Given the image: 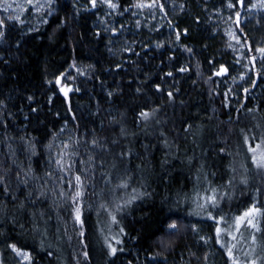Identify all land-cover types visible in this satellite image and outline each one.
I'll use <instances>...</instances> for the list:
<instances>
[{
	"label": "trees",
	"instance_id": "trees-1",
	"mask_svg": "<svg viewBox=\"0 0 264 264\" xmlns=\"http://www.w3.org/2000/svg\"><path fill=\"white\" fill-rule=\"evenodd\" d=\"M115 2L126 21L118 46L98 30L99 9L77 11L73 0H58V13L39 30L24 33L8 22L6 41L0 42V57L9 61L0 60V102L5 105L0 108V176L9 189L6 193L0 185V253L15 243L32 254L34 264H135L141 256L160 253L163 243L171 247L147 264H165L164 257L166 264H205L209 251L196 242L192 226L208 225L215 241L217 224L197 208L215 189L221 199L210 210L217 219L224 217L222 242L236 245L241 264L264 256V215L257 218L258 245L251 244L252 229L235 232L236 217L254 203L264 206V171L252 165L249 152L256 145L264 150V88L233 105L231 83L238 64L216 19L228 0H158L164 5L165 28L151 37L127 30L132 14L123 9L132 11L138 0ZM169 21L190 35L177 41ZM158 43L165 46L157 49ZM185 46L193 52L184 51ZM129 47L139 56L125 50ZM220 65L228 75L213 74ZM167 71L173 77H165ZM61 72L70 75L64 82L74 89L67 100L55 82L48 83ZM156 84L163 93L155 91ZM137 87L143 88L141 94ZM167 91H174V102H168ZM32 106L39 108L38 116ZM153 107L159 112L146 124L139 122V111ZM94 137L103 147L92 146ZM129 150L131 155L121 159L120 153ZM76 175L83 182V237L71 203L74 187L68 183L74 186ZM117 205L125 207L118 211ZM172 222L178 225L174 235L167 228ZM114 237L123 240L125 249L118 258L107 254V243L116 246ZM215 247L219 264H230L225 249Z\"/></svg>",
	"mask_w": 264,
	"mask_h": 264
},
{
	"label": "snow or ice",
	"instance_id": "snow-or-ice-1",
	"mask_svg": "<svg viewBox=\"0 0 264 264\" xmlns=\"http://www.w3.org/2000/svg\"><path fill=\"white\" fill-rule=\"evenodd\" d=\"M88 4L91 5V9H95L97 8L98 5H103L106 6L108 9L111 10L110 13H108L109 15H111L112 13L116 12L118 9H120V5L119 3L115 2V0H87ZM58 3V0H44V3H41L40 0H23V2H17V0H0V4L3 5L2 8H0V11H3L5 13H9V15H7L4 18H0V42H5L6 41V30L8 27V22H21V16L26 13L29 12L31 9H35L37 12L43 11L46 9L45 15L47 16H52L56 10L55 5ZM249 3H251V0H249ZM72 7L75 9L77 8V4L74 3L72 5ZM131 7L136 8V9H144V8H149V9H153L155 7H159L161 12H164V5L161 3H158V0H151L150 3H144L143 0H140V2H134ZM227 8L230 10L235 9L234 11V17H235V24L237 26V28H240V24H241V12L240 9H247V11L251 12L252 9H256L259 8L260 10L264 11V0H256L255 3H251V7H248L245 3V0H228L227 2ZM91 9H85V10H91ZM123 11H128L127 8L123 9ZM12 13H15V15H13ZM76 15H79V12H76ZM133 15H135V13H133ZM229 19H232V17L230 16ZM43 23H48L47 20H43ZM64 23V21H60V24L62 25ZM137 25L140 24V21L137 20L136 21ZM169 26L172 27L173 31L175 32L176 35V40L180 41L181 36H189L190 33L188 31V29H184L183 32L177 30V26H173L172 22L169 21ZM121 28L123 27V25L120 26ZM106 31L110 32L112 36H117L118 35V29L115 26L109 27L106 29ZM242 31V29H241ZM100 33L97 32L96 36L99 37ZM229 35H231L233 37V39H235L236 44L240 45L242 48L245 46V44H247V38L245 37V44L241 43V38L236 36L235 33H229ZM21 45L19 43L16 44V47L19 48ZM165 45L162 43H158L156 45L157 49L163 48ZM229 47H232V45L230 44ZM247 49L249 53H259V60L264 63V46H258L253 48L251 44H247ZM126 51H132L134 55L139 56L138 52H134V50H132L130 47L125 49ZM235 50V49H234ZM145 53H147V49L144 50ZM184 51L188 52V53H192L193 49L185 46L184 47ZM171 59V57H170ZM245 59L248 60V64L244 65V67L248 68V71H254L255 67H256V61L258 59V57L256 55H251L250 58L249 57H245ZM0 60L3 61V63L7 64L9 63V61L7 59H4L3 57H0ZM240 60L237 59L236 63H239ZM209 63H211V61H209ZM248 65H250L251 67H248ZM70 67L75 68V61H73V64L70 65ZM120 67H122V65H118L117 66V70L120 69ZM177 71L179 72H186L188 71V69L186 67H179L177 69ZM229 69L224 66V65H220L219 68L217 70L214 71V75L217 77H224L226 75H228ZM81 75H83V73H80ZM256 79H253L252 77H249L250 83H251V87H256L257 86V80L264 78V73L262 72H256ZM165 77H173V71H167L164 73ZM70 75H66L65 73L61 72L56 78H55V84L59 87V91L60 93L63 94L65 100L68 99V95L70 92H72L74 89L72 86L68 85L66 82L67 79H70ZM163 78V77H162ZM212 77L210 76L209 79H211ZM245 77L242 75L240 77L241 80H243ZM233 80H235V77H232ZM49 84H51L52 82L49 81ZM75 91H79V88H76ZM137 94H141L143 92V88L142 87H137L135 89ZM155 91L157 93H163L164 89H162V87L159 84L155 85ZM179 89H175V92H178ZM229 91H231V89H229ZM250 88L249 87H244L243 88V92L245 94V96H247V94L249 93ZM114 95L113 92H108V96L109 98H111ZM168 102L172 103L175 101V94L174 91H167L165 93ZM225 96V100H227V96L228 93L224 94ZM27 100L29 102L30 105L33 104V97L32 96H28ZM48 102L49 104L52 103V97L50 96L48 98ZM5 107V105L3 104V102H0V108ZM225 107H228V104L225 103ZM241 107H243V105H241ZM159 108L157 107H153L150 110H143L141 109L139 111V115H138V121L141 123H147L149 120H151L157 112H159ZM31 113L37 114V116L39 115V108L37 106H32L30 108ZM248 111H252V109H249ZM58 115V114H57ZM25 119H28V117L26 116ZM73 119H75V117H73ZM103 126V125H101ZM190 127V126H189ZM61 131H63V129H61ZM121 134H125V129L123 127H121ZM245 142H247V138L245 140ZM113 143H117V141H113ZM92 146L93 147H103V145L100 144L99 140H97L95 137L92 140ZM65 148L68 147V145H64ZM147 148V146H145ZM260 145H256L255 148L253 147H249V152L252 153V157H251V163L252 165L255 166V168L259 171H264V150H260L258 151V149H260ZM221 152H223V149H221ZM63 154H61L62 156ZM131 155V151L129 150L128 152H124L122 151L120 153V157L121 159H124L125 156H130ZM91 159V157H90ZM56 164L58 166H60L61 171H65V165L62 159H57L56 160ZM72 165L68 164L67 165V170L70 171L71 170ZM101 167H103V164H101ZM27 175V173H26ZM75 180V185H72L71 180L68 181L69 183V187L73 188L74 187V195L71 196V203H72V207L74 210V218L75 221L79 224L80 226V232L79 235L81 237L84 236V221L82 219V208L79 204V201L82 199L83 196V182L81 179L80 175H76L74 177ZM0 185H4L3 187V191L4 192H8L9 189L7 187L6 184V180L5 177L0 176ZM121 187H126V184H122L120 185ZM259 191V190H257ZM41 195H43V193H41ZM60 195H64V193H61ZM219 199H221V197H218L216 194V190L212 189V195L211 196H205L203 197V203H199L197 202V208H199L202 212L203 211H207V219L208 220H212L217 224V227L215 228V243L220 245L221 248L225 249V253L227 256L228 261L230 262V264H241V261L236 257L235 253H234V249L236 247L235 244H231V245H227L224 242H222L221 236H222V229L221 227H219V224L224 220V217H219V219H217L216 216H214L211 212V208H214L217 206ZM132 200H129L126 202V204H131ZM103 206V205H102ZM125 207V205H117V210L120 211ZM199 214V213H197ZM264 215V206L258 207L255 203L246 211L243 213V215L236 217V221H235V232L236 233H240V230L242 227H246L248 229H252L253 232L250 234V239H251V244L252 245H258V240H257V236L255 235L256 232H260L261 228L258 226L257 223V218L258 216ZM112 221L113 223H117L116 217L113 216L112 217ZM167 228L170 232V234H175V231L178 229V225L175 222L172 223H168L167 224ZM124 229L120 228L119 232L120 233H124ZM192 231L193 232H197L198 229L196 227V225L192 226ZM225 235L229 236L231 240H237V236L232 234V233H225ZM242 235V234H241ZM115 241V245L113 246L112 243H107V248H108V256L110 258H118V253H123L125 251V249L121 246L123 244V240H121L118 237H114L113 238ZM201 240L204 241V243L206 244L208 242V239L201 236L200 237ZM171 245H164L162 243L161 245V252L160 253H156L155 255H152L149 257V259L151 260H156L157 256L162 255V253L164 251H166L168 248H170ZM7 248L10 249V251L12 253L15 254L16 257L19 258V262L20 264H34L33 261V257L32 254L28 251L23 250L22 248L18 247L15 243H8L7 244ZM251 251L253 253H255V247H253L251 249ZM49 255H51V253H49ZM84 257L85 259H87L88 257V253L85 251L84 252ZM164 261L166 264V257H164ZM204 261L205 264H207V256L204 257ZM0 264H3V261L0 260ZM112 264H115V261H112ZM244 264H264V256H253L248 258Z\"/></svg>",
	"mask_w": 264,
	"mask_h": 264
},
{
	"label": "rangeland",
	"instance_id": "rangeland-1",
	"mask_svg": "<svg viewBox=\"0 0 264 264\" xmlns=\"http://www.w3.org/2000/svg\"><path fill=\"white\" fill-rule=\"evenodd\" d=\"M17 2L22 3L23 0H17ZM40 2L44 3V0H40ZM73 2L77 4V11H85V9L91 8V5L88 4L87 0H73ZM138 2H140V0H138ZM143 2L150 3L151 0H143ZM255 2L256 0H251V3ZM245 3L248 7H251V3H249V0H245ZM2 7L3 5L0 4V8ZM55 8L56 10L52 16L45 15L46 9L40 12H37L35 9H31L29 12H26L21 16V22L9 23L13 24L15 28H21L24 33L33 32L39 30L42 26L48 24L43 23V20H47L49 22L50 19L58 13L57 4L55 5ZM96 9H99V14L97 18L98 30L106 38L107 43L112 46H118L117 44H119V42L123 38L121 35V38L119 37L120 32H122L120 24H123L124 26L126 24V21L118 16V10L109 15L108 13H110L111 10L108 9L106 6L98 5L97 8H95L94 10ZM234 11L235 9L230 10L226 6L224 10L219 11L218 17L216 19L218 26L220 27L221 31L225 34L228 40V49L232 57L235 59V62L237 61V59L240 60V62L237 63L238 71L234 76L235 80H233V82L231 83L234 102L233 105L236 106L240 102V99H242V96H245L243 92L244 87L250 88V91L247 94L248 98H253L254 93L252 92L254 89L255 93H260L264 88V78H261L263 80L262 82H260V79L257 80L256 87H251L249 77L256 79V72L264 73V63L259 60V53H249L247 49V44H251L253 48L258 46H264V11L260 10L259 8L252 9L251 12L247 11V9H240V28H237L234 22ZM0 12L3 13L5 17L9 15V13H5L3 11ZM123 12L124 14L129 16H131L132 14L133 24L131 27L127 28V30L129 31V33H133L134 35L141 34L151 37L155 36L158 31L165 28L164 16L160 11L159 7H155L153 9L144 8L142 10L133 8L132 11L128 10ZM133 13H135V15H133ZM12 14L15 15V13ZM230 16L232 17V19H229ZM137 20L140 21L139 25H137L136 23ZM112 26H115L118 29L117 36H112L110 32L106 31L107 28ZM229 33H235L236 36L240 37L242 44H245L244 38L246 37L247 44H245L243 48L240 45H237L235 39H233V37L229 35ZM230 44L232 45V47H229ZM253 54L256 55L258 59L256 61L255 70L250 72L248 71L247 67H244V65L248 64V60L245 59V57L250 58V56ZM248 67L251 66L248 65ZM242 75L245 77L243 80L240 79ZM55 78L56 76L49 77L48 82H55ZM57 88L59 90L58 86ZM226 103L228 104L227 110H229L230 103L228 99ZM207 226L208 225L206 224L196 226L198 229V231L195 232L196 242L202 244L207 249V251H209V255H207V264H219V251L215 247L217 244L215 243V241H213L214 238L209 232ZM201 236L208 239V242L206 244L203 240L200 239ZM0 260L3 261V264H20L19 258L16 257L15 254L12 253L7 247L4 248L0 253ZM148 260L149 257L141 256V258H137L135 260V264H147ZM178 264H185V262H180Z\"/></svg>",
	"mask_w": 264,
	"mask_h": 264
}]
</instances>
